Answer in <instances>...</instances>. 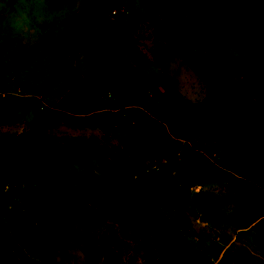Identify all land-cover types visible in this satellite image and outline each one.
<instances>
[{
	"label": "rangeland",
	"instance_id": "rangeland-1",
	"mask_svg": "<svg viewBox=\"0 0 264 264\" xmlns=\"http://www.w3.org/2000/svg\"><path fill=\"white\" fill-rule=\"evenodd\" d=\"M155 34L176 54L153 57ZM106 51L147 77L120 105L80 95ZM2 147L0 264H264V44L193 0H0ZM198 190L225 222L200 219Z\"/></svg>",
	"mask_w": 264,
	"mask_h": 264
},
{
	"label": "trees",
	"instance_id": "trees-1",
	"mask_svg": "<svg viewBox=\"0 0 264 264\" xmlns=\"http://www.w3.org/2000/svg\"><path fill=\"white\" fill-rule=\"evenodd\" d=\"M193 2L207 13L225 34L238 43L248 41L251 38L260 39L264 44V0H193ZM100 46L101 39L99 36L94 32H90L82 43L81 51L85 55H90ZM151 53L155 58H158L160 53H165L164 55L166 56L176 54L169 47L159 42V36L156 34L154 35ZM89 72L97 80L99 87L87 93H80V95L82 98L91 97L99 103H103L101 97L102 89L114 98L116 104H120L124 98L138 90L142 83L147 80V77L135 79L113 56L111 51H106L94 58L90 64ZM168 81L170 82L168 91L175 90V79L168 78ZM68 88L69 86L65 85L59 91H65ZM248 132V127L238 126L232 134L220 137L219 141L224 145H233L242 141L248 135ZM6 149L5 147L0 148V153ZM158 174V171L155 170L147 172V176L150 178H154ZM134 184V181L125 183L122 186V194L127 192ZM249 191L256 193L257 188L250 186ZM70 192L73 195L79 196L85 202L95 201L100 197V193L97 191L83 186H75ZM242 196L247 195L243 193ZM169 198L174 209L181 214L183 207L182 200L179 197L171 195H169ZM245 199L244 202L247 203ZM193 200L202 219L215 223L227 220L225 214L204 191H196L193 195ZM263 214L261 213V215Z\"/></svg>",
	"mask_w": 264,
	"mask_h": 264
},
{
	"label": "crops",
	"instance_id": "crops-1",
	"mask_svg": "<svg viewBox=\"0 0 264 264\" xmlns=\"http://www.w3.org/2000/svg\"><path fill=\"white\" fill-rule=\"evenodd\" d=\"M103 91H105V90L102 89L101 94H102ZM103 103H104V100H103ZM103 103H100V104H103ZM113 103H115V101H113ZM121 103H122V102H121ZM121 103H120V104H121ZM120 104H116V105H120ZM197 186H198V185H197ZM197 186H196V187H197Z\"/></svg>",
	"mask_w": 264,
	"mask_h": 264
},
{
	"label": "water",
	"instance_id": "water-1",
	"mask_svg": "<svg viewBox=\"0 0 264 264\" xmlns=\"http://www.w3.org/2000/svg\"><path fill=\"white\" fill-rule=\"evenodd\" d=\"M200 219H202V217L200 216Z\"/></svg>",
	"mask_w": 264,
	"mask_h": 264
}]
</instances>
